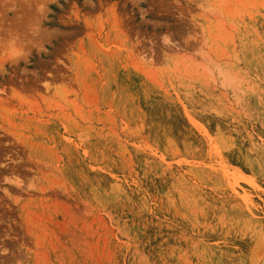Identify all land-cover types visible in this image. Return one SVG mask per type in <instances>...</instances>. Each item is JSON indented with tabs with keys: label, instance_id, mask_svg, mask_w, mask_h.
<instances>
[{
	"label": "rangeland",
	"instance_id": "rangeland-1",
	"mask_svg": "<svg viewBox=\"0 0 264 264\" xmlns=\"http://www.w3.org/2000/svg\"><path fill=\"white\" fill-rule=\"evenodd\" d=\"M0 264H264V0H0Z\"/></svg>",
	"mask_w": 264,
	"mask_h": 264
},
{
	"label": "clouds",
	"instance_id": "clouds-1",
	"mask_svg": "<svg viewBox=\"0 0 264 264\" xmlns=\"http://www.w3.org/2000/svg\"><path fill=\"white\" fill-rule=\"evenodd\" d=\"M25 52L23 49H20V48H14L13 49V55H16V56H20V55H24Z\"/></svg>",
	"mask_w": 264,
	"mask_h": 264
}]
</instances>
